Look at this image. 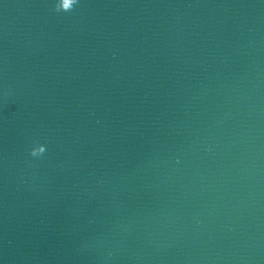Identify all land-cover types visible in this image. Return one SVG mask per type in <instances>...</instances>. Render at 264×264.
<instances>
[{"label": "water", "instance_id": "95a60500", "mask_svg": "<svg viewBox=\"0 0 264 264\" xmlns=\"http://www.w3.org/2000/svg\"><path fill=\"white\" fill-rule=\"evenodd\" d=\"M58 2L0 20V264H264V0Z\"/></svg>", "mask_w": 264, "mask_h": 264}, {"label": "clouds", "instance_id": "9594fccd", "mask_svg": "<svg viewBox=\"0 0 264 264\" xmlns=\"http://www.w3.org/2000/svg\"><path fill=\"white\" fill-rule=\"evenodd\" d=\"M78 2V0H59V2L55 6V11L60 12H68L73 9V6ZM39 149V151H37ZM45 152V147L43 145H40L38 147H35L31 150L30 155L33 157H37Z\"/></svg>", "mask_w": 264, "mask_h": 264}]
</instances>
